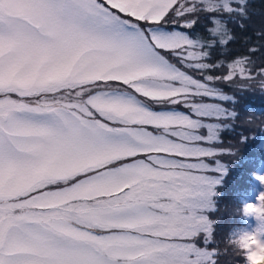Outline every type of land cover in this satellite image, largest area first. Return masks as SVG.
Listing matches in <instances>:
<instances>
[{"label": "snow or ice", "instance_id": "1", "mask_svg": "<svg viewBox=\"0 0 264 264\" xmlns=\"http://www.w3.org/2000/svg\"><path fill=\"white\" fill-rule=\"evenodd\" d=\"M257 258L264 0H0V264Z\"/></svg>", "mask_w": 264, "mask_h": 264}, {"label": "rangeland", "instance_id": "2", "mask_svg": "<svg viewBox=\"0 0 264 264\" xmlns=\"http://www.w3.org/2000/svg\"><path fill=\"white\" fill-rule=\"evenodd\" d=\"M241 156H242L241 161H239L236 165H233L234 169L230 173L228 184L226 185V187L224 189V193H228L230 190V194L227 195L226 197H224V193H223V201L221 202L220 214L223 216L225 225L227 224V222L230 219V214L234 211V209L236 207V202L233 201V193L236 191V188L231 187L230 183L233 181V178L236 175H237L236 181L237 182L240 181L238 178L241 176V165L246 161V159L248 157V149L247 148L242 149ZM225 159L226 160H232L233 158L225 157ZM248 179L251 180L252 178L249 176ZM243 183H244V181L242 179V181H240L239 186H237V188L240 187ZM250 188H251V185H249V189ZM251 195H254V193H251Z\"/></svg>", "mask_w": 264, "mask_h": 264}, {"label": "trees", "instance_id": "3", "mask_svg": "<svg viewBox=\"0 0 264 264\" xmlns=\"http://www.w3.org/2000/svg\"><path fill=\"white\" fill-rule=\"evenodd\" d=\"M237 176V175H236ZM236 176L233 178V181L230 183V186L231 187H234V188H236L237 189V186H239V183H240V181H242V178H241V176L238 178L240 181L239 182H237L236 181ZM251 177V176H250ZM230 194V190H229V192L228 193H224V197H226L227 195H229ZM233 201H235L234 199H233Z\"/></svg>", "mask_w": 264, "mask_h": 264}, {"label": "clouds", "instance_id": "4", "mask_svg": "<svg viewBox=\"0 0 264 264\" xmlns=\"http://www.w3.org/2000/svg\"><path fill=\"white\" fill-rule=\"evenodd\" d=\"M256 264H259V258H257Z\"/></svg>", "mask_w": 264, "mask_h": 264}]
</instances>
